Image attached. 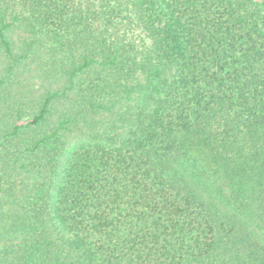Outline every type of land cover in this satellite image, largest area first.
I'll return each mask as SVG.
<instances>
[{"label":"trees","instance_id":"trees-1","mask_svg":"<svg viewBox=\"0 0 264 264\" xmlns=\"http://www.w3.org/2000/svg\"><path fill=\"white\" fill-rule=\"evenodd\" d=\"M0 264H264V0H0Z\"/></svg>","mask_w":264,"mask_h":264}]
</instances>
